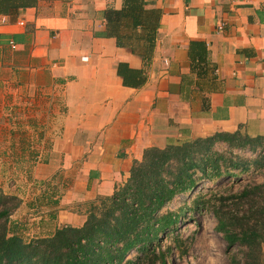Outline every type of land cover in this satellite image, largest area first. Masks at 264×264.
<instances>
[{
	"label": "crops",
	"instance_id": "obj_1",
	"mask_svg": "<svg viewBox=\"0 0 264 264\" xmlns=\"http://www.w3.org/2000/svg\"><path fill=\"white\" fill-rule=\"evenodd\" d=\"M14 1L28 2L0 13V109L38 101L36 142L49 148L37 177L53 180L43 203L21 207L52 220L39 236L80 225L74 204L112 193L147 147L264 136V0H133L118 38L106 11L127 0Z\"/></svg>",
	"mask_w": 264,
	"mask_h": 264
},
{
	"label": "trees",
	"instance_id": "obj_2",
	"mask_svg": "<svg viewBox=\"0 0 264 264\" xmlns=\"http://www.w3.org/2000/svg\"><path fill=\"white\" fill-rule=\"evenodd\" d=\"M131 1L126 8L106 11L108 35L118 38L120 14L137 10ZM27 2L0 0V13ZM123 67L126 64L120 63L117 70L125 82ZM236 150L256 156L248 158ZM259 170L264 176V136L239 128L150 146L133 160L128 176L112 193L74 204L82 216L80 225L57 226L51 235L28 240L19 234V223L11 221L22 198L0 187V264H169L173 248L180 247L175 232L181 219H194L192 213L204 210L215 218L213 229L226 242L229 264H264V179L237 192L196 191L202 182ZM191 192L182 205L168 208L178 196ZM165 238H172L173 245L163 247Z\"/></svg>",
	"mask_w": 264,
	"mask_h": 264
},
{
	"label": "rangeland",
	"instance_id": "obj_3",
	"mask_svg": "<svg viewBox=\"0 0 264 264\" xmlns=\"http://www.w3.org/2000/svg\"><path fill=\"white\" fill-rule=\"evenodd\" d=\"M37 104L36 99L27 104L25 100L18 98L13 101L11 109H0V187L6 192L22 196V200H30V203L33 202L32 199L38 196L36 203L39 201L38 204L40 205L46 198V193L51 192V185L49 184L53 179L46 182L37 177L40 173L37 163L45 162L46 158L41 152L49 148V145L36 142L37 135H40L38 133L42 130L38 128L37 124L42 117L38 112L39 106ZM25 151H29L30 156L24 153ZM236 152L248 158L256 156V153L249 150H236ZM38 154L40 155L37 156ZM263 179L262 170L252 171L238 177H221L211 182H202L196 191L205 193L213 189L224 194L229 191L237 192L243 186L262 182ZM46 183L49 184L46 185ZM60 187L57 190H62ZM59 192L57 191L55 195H58ZM191 195L192 192L178 196L168 205V208L179 207ZM36 210V206H29L26 203L24 207L20 206L16 211V216L19 215V220L16 222L19 223L18 232L27 240L39 236L42 232L40 227H46L45 230L53 228L52 223L51 229L48 227L50 226L49 221H52L50 219L46 221L44 226L39 222L36 223L37 216L41 215L37 214ZM191 216L194 219L186 216L181 219L178 225L175 233L179 234L180 247L173 248L168 258L169 264H229L226 242L213 229L216 222L213 214L204 210L201 213L194 212ZM40 220L42 219L38 221ZM11 221L12 223L15 222L12 218ZM12 223L10 226L13 225ZM162 245L163 247L173 245V239L165 238ZM133 256L134 253L129 255L130 258Z\"/></svg>",
	"mask_w": 264,
	"mask_h": 264
},
{
	"label": "built area",
	"instance_id": "obj_4",
	"mask_svg": "<svg viewBox=\"0 0 264 264\" xmlns=\"http://www.w3.org/2000/svg\"><path fill=\"white\" fill-rule=\"evenodd\" d=\"M20 24H23V20H21L20 22H19ZM10 45H11V47H15V43L13 42V41H10Z\"/></svg>",
	"mask_w": 264,
	"mask_h": 264
}]
</instances>
